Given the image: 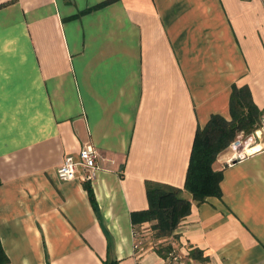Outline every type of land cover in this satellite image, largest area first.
Instances as JSON below:
<instances>
[{
	"label": "crops",
	"instance_id": "obj_1",
	"mask_svg": "<svg viewBox=\"0 0 264 264\" xmlns=\"http://www.w3.org/2000/svg\"><path fill=\"white\" fill-rule=\"evenodd\" d=\"M235 87L263 116L264 0H0L2 264H264V134L176 237L132 223ZM89 142L97 179H60Z\"/></svg>",
	"mask_w": 264,
	"mask_h": 264
},
{
	"label": "trees",
	"instance_id": "obj_2",
	"mask_svg": "<svg viewBox=\"0 0 264 264\" xmlns=\"http://www.w3.org/2000/svg\"><path fill=\"white\" fill-rule=\"evenodd\" d=\"M251 99L248 89L234 88L230 100L232 119L214 114L207 125L197 131L184 187L150 188L149 207L134 211L132 223L152 222V235L158 240L176 237L173 233L181 220L190 215L192 200L204 201L209 196L220 195L222 170L214 167L220 153L229 147L240 132H253L260 121L261 112ZM165 248V252L161 250L163 255L173 249L172 245ZM195 253L192 252V255ZM7 261L8 256L0 242V264Z\"/></svg>",
	"mask_w": 264,
	"mask_h": 264
},
{
	"label": "built area",
	"instance_id": "obj_3",
	"mask_svg": "<svg viewBox=\"0 0 264 264\" xmlns=\"http://www.w3.org/2000/svg\"><path fill=\"white\" fill-rule=\"evenodd\" d=\"M252 138H239L229 145L224 153H222L223 157H225L226 165L232 164L236 160L240 161L250 154L251 145H253ZM81 147L78 155L70 154L62 160L63 162L57 168L56 173L60 179L72 180L77 178L79 174L82 175L84 180L94 181L97 179L99 166L97 164L98 152L96 146L89 142ZM83 168L87 170L85 173L80 171Z\"/></svg>",
	"mask_w": 264,
	"mask_h": 264
},
{
	"label": "rangeland",
	"instance_id": "obj_4",
	"mask_svg": "<svg viewBox=\"0 0 264 264\" xmlns=\"http://www.w3.org/2000/svg\"><path fill=\"white\" fill-rule=\"evenodd\" d=\"M263 121H264V115L262 116L261 115V117H260V121H259V123H258V125H257V127L255 128V130L253 131V132H251V133H245V132H240L236 137H235V140L236 139H239V138H244V139H247L248 137H253L252 138V141H253V145H256L258 142H259V140H260V138L262 137V134H264L263 132H264V125H263ZM234 140V141H235ZM226 150V149H225ZM224 150V151H225ZM220 157V156H219ZM219 157H218V161H219ZM215 166H216V164H215Z\"/></svg>",
	"mask_w": 264,
	"mask_h": 264
},
{
	"label": "bare ground",
	"instance_id": "obj_5",
	"mask_svg": "<svg viewBox=\"0 0 264 264\" xmlns=\"http://www.w3.org/2000/svg\"><path fill=\"white\" fill-rule=\"evenodd\" d=\"M258 146L256 145V148H257Z\"/></svg>",
	"mask_w": 264,
	"mask_h": 264
}]
</instances>
